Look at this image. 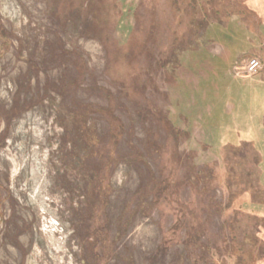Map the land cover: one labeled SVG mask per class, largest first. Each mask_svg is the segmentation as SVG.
<instances>
[{
	"label": "rangeland",
	"instance_id": "obj_1",
	"mask_svg": "<svg viewBox=\"0 0 264 264\" xmlns=\"http://www.w3.org/2000/svg\"><path fill=\"white\" fill-rule=\"evenodd\" d=\"M191 2L0 0V264L263 255L259 225L243 215L232 230L241 257L231 255L224 210L237 185L261 188L263 129L255 150L243 139L226 148V179L217 141L224 128L247 131L240 93L264 90V26L258 39L230 17L227 40L208 0ZM253 58L251 76L242 67ZM159 115L189 136L174 143Z\"/></svg>",
	"mask_w": 264,
	"mask_h": 264
},
{
	"label": "trees",
	"instance_id": "obj_2",
	"mask_svg": "<svg viewBox=\"0 0 264 264\" xmlns=\"http://www.w3.org/2000/svg\"><path fill=\"white\" fill-rule=\"evenodd\" d=\"M229 1L232 4L226 5V6H224L225 0H208V2L205 5L207 6L206 8H209V9L211 8V10L214 11V15L217 16V20H218L217 25L220 27L222 31L226 33L227 38H228L227 40H232L237 37L236 32H232L231 30L228 31L227 21H228V18L230 17H236L238 20H241L247 32L251 34L253 33L254 35H256L258 39H263V34L261 33L260 28L264 26V0H229ZM189 2L190 4H192L191 0H189ZM217 2L220 5H222V13L221 12L217 13L215 9V6L217 8ZM215 11H216V14H215ZM233 22L234 21H232V23ZM204 28L206 30L207 27L205 26ZM219 43L225 49V42L219 41ZM260 49H264V45ZM245 54H247V52ZM251 60H257L258 63L260 64L259 58H253ZM239 96H240L239 104L242 105V103L244 102L246 104V109H243V114H244L245 119L243 118L242 124L246 123L247 131L243 133L233 128H224L222 129V131L220 130L219 139H218L219 142L217 141V143H219L218 146L220 147V150L222 151L221 160H222V164L225 167V171H224L225 179L227 178V175H226L227 174V169H226L227 163H226V157H225L226 148L238 146L240 139H243V140H249L250 146L252 147L253 150H255V147L253 144L257 143V140H258L257 138H256L257 140L255 139L256 137L255 135H256V132L258 131L257 128L259 127V123H260L261 128L263 129V131L261 130L260 131L264 132V125H263L264 117L263 115L262 116L257 115L258 113L256 112L257 108L261 105V102L264 99V90L258 89V88H252L250 90L242 91ZM106 113L107 115H110V113L108 112ZM256 115L259 117V121L257 123V126H253L251 121L256 117ZM110 117L112 118V115ZM156 121L160 122L166 129L169 130V136L172 138V140H174V143L177 142L178 136L182 134H184V136L186 137L187 135L189 136L188 131L179 132V130L181 129L176 127L175 124L171 123L170 120L164 115L157 116ZM217 132H218V129H216L215 133L217 134ZM255 152L258 154L257 151ZM262 170L263 169L260 166V170H259L260 173L257 177V183L260 185L261 188H259V190H256V194L253 193L252 189L250 188H247L246 191L242 192L240 185H237L238 187L237 195H230L228 191L227 202L225 204L224 210L230 211L232 214L228 228L231 232L232 245L234 249L235 247L237 249V251L235 250L231 251V255L234 258L236 257V252H237V255H239L238 253H242L240 251L241 248L239 249L238 247L239 243L238 242L235 243V240L232 234V230L235 229V224L238 222V215H243L244 217L257 222L256 224L259 225V232H260V234L258 233L259 235L257 234L258 235L257 237H259V242L264 244V211L259 212V211H253L252 209L254 207L264 209V200L262 202L254 201V198H255L254 195L260 196L264 199V187L261 184ZM263 173H264V170H263ZM199 181L203 182V178ZM250 246L253 247V243H251ZM254 252L255 251L252 252V249H251L249 253H253V256H257V259H249V264H264V253L260 258H258V255ZM240 257L241 255H239V257L237 256V259H239Z\"/></svg>",
	"mask_w": 264,
	"mask_h": 264
},
{
	"label": "built area",
	"instance_id": "obj_3",
	"mask_svg": "<svg viewBox=\"0 0 264 264\" xmlns=\"http://www.w3.org/2000/svg\"><path fill=\"white\" fill-rule=\"evenodd\" d=\"M259 67L260 64L258 63L257 60H250L242 68L244 69L245 73H247L248 75H252L258 71Z\"/></svg>",
	"mask_w": 264,
	"mask_h": 264
}]
</instances>
